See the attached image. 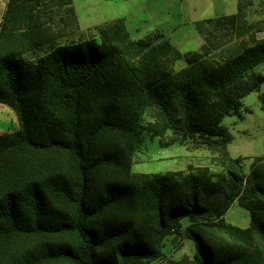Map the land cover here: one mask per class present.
Masks as SVG:
<instances>
[{"label": "trees", "instance_id": "obj_1", "mask_svg": "<svg viewBox=\"0 0 264 264\" xmlns=\"http://www.w3.org/2000/svg\"><path fill=\"white\" fill-rule=\"evenodd\" d=\"M246 4L198 21L203 43L182 53L158 31L133 39L121 19L64 41L52 21L79 28L73 0H7L0 104L19 127L0 134V264H264V156L246 171L222 125L264 83L250 72L264 20ZM144 132L193 140L222 169L133 172ZM234 203L249 227L225 220ZM171 235L191 238L194 257L167 255Z\"/></svg>", "mask_w": 264, "mask_h": 264}, {"label": "rangeland", "instance_id": "obj_2", "mask_svg": "<svg viewBox=\"0 0 264 264\" xmlns=\"http://www.w3.org/2000/svg\"><path fill=\"white\" fill-rule=\"evenodd\" d=\"M0 0V9L3 2ZM246 4L247 18L250 22L264 20V0H73L78 17L79 28L61 24L57 15L52 21L63 28L64 41L97 36L96 26L121 19L133 39L143 38L154 32H161L182 53L199 50L203 38L196 23L208 18L233 14L240 3ZM259 37L264 32L258 33ZM186 65L181 58L177 68ZM251 73L264 75V62L256 65ZM264 93V83L260 89L247 94L241 100L240 114L226 115L222 120L233 136L227 145L231 157H242L246 171H250L254 158L264 156V109L260 94ZM149 119V116L147 117ZM19 122L15 111L0 104V134L15 130ZM171 134V133H170ZM206 165L213 171H220L218 153L206 147H196L189 141L185 144H163L161 138H151L148 132L142 135L139 150L136 153L133 172H165L168 170L187 169L188 165ZM225 220L233 225L247 228L251 224L249 211L234 203L225 214ZM188 219H183L186 226ZM178 249L171 235L166 241L164 251L173 260L196 253L195 243L191 238L183 237ZM169 259V257H168Z\"/></svg>", "mask_w": 264, "mask_h": 264}, {"label": "crops", "instance_id": "obj_3", "mask_svg": "<svg viewBox=\"0 0 264 264\" xmlns=\"http://www.w3.org/2000/svg\"><path fill=\"white\" fill-rule=\"evenodd\" d=\"M6 4H7V0L3 2V5H1V9H0V24L3 18V14L5 12V8H6Z\"/></svg>", "mask_w": 264, "mask_h": 264}, {"label": "built area", "instance_id": "obj_4", "mask_svg": "<svg viewBox=\"0 0 264 264\" xmlns=\"http://www.w3.org/2000/svg\"><path fill=\"white\" fill-rule=\"evenodd\" d=\"M181 245V242L180 243H177L176 247L174 248L175 250L178 249V247Z\"/></svg>", "mask_w": 264, "mask_h": 264}]
</instances>
